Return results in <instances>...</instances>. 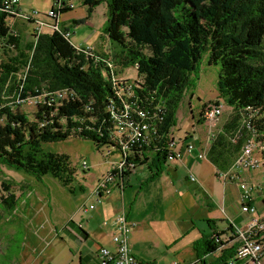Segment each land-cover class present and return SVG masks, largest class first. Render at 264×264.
Wrapping results in <instances>:
<instances>
[{
    "label": "trees",
    "instance_id": "1",
    "mask_svg": "<svg viewBox=\"0 0 264 264\" xmlns=\"http://www.w3.org/2000/svg\"><path fill=\"white\" fill-rule=\"evenodd\" d=\"M2 1L1 163L36 178L50 174L69 187L75 169L68 155L44 144L79 135L92 139L97 147L114 148L112 114L119 115L127 104L130 116L137 119L136 111L144 110L156 127V136L137 149L142 154L138 165L149 166L151 179L167 161L177 108L189 76L197 74L204 58L207 64L219 66L218 91L233 110L211 138L209 161L216 170H227L253 133L264 144V0H105L104 34L114 51L97 52L113 62L112 72L104 62L94 63L89 55L76 51L56 30L40 32L23 45L12 28L16 17ZM79 1L89 14L100 0ZM118 64L132 65L137 71L132 89L119 96L116 91L121 86L112 79V73L122 79ZM56 91H65L66 96L57 98ZM28 98L35 101L33 119L19 110ZM248 118L249 127L243 122ZM259 155L264 164V148ZM0 187L7 192L0 200L14 207L17 200L10 187L4 181ZM225 234L213 231L197 243L204 246V254L226 252L222 264L234 254L233 244L226 247ZM217 235L221 239L215 243Z\"/></svg>",
    "mask_w": 264,
    "mask_h": 264
},
{
    "label": "crops",
    "instance_id": "2",
    "mask_svg": "<svg viewBox=\"0 0 264 264\" xmlns=\"http://www.w3.org/2000/svg\"><path fill=\"white\" fill-rule=\"evenodd\" d=\"M76 7L61 14L62 27L70 29L72 23L90 26L85 6L78 9ZM16 19L18 18L14 20ZM12 28L21 36V29L14 25ZM75 43L92 45L104 55L114 51L105 34L103 37L100 36L96 43L85 40ZM202 118L200 110L194 126L191 125L189 131H182L174 126L172 133L181 143L180 157L166 161L162 165V171L151 179L153 171L146 163L140 164L145 165V174L139 175L135 171L123 189L126 217L138 223L129 237L138 264H171L173 261L182 264L193 262L199 257L203 258L200 264H222L221 258L226 252L222 253L218 249L213 253L204 254V246L197 243L206 239L213 231H226L230 220L241 225L248 218V214L240 209V191L237 183L219 178L215 166L207 158L211 134L221 129L223 121L214 125L205 119L201 120ZM187 141L194 144L189 153L183 151L182 142ZM199 152L204 153L205 157H198ZM146 155L149 157L148 152ZM145 161L147 162L148 158ZM190 172L196 176L195 181L189 179ZM246 175L251 178L252 174L246 172ZM22 181L24 180L21 179ZM10 191L18 202L25 200L24 185L12 183ZM6 194L7 192L0 191V196ZM102 200V203L93 210L95 215L90 219L93 224L84 225L83 229L87 231V235L84 236L82 230L77 227L75 211L62 217L63 213L56 207L54 216L48 219L45 217L46 223L49 219L54 222L52 229L55 230L56 237L51 240L55 250L45 254L43 259L41 257V261L35 256L36 264H99L98 247L109 245L108 238L111 232V224L103 225L102 222L110 221L120 207L116 190L104 196ZM261 202L262 195L255 194L250 203L261 211ZM80 217L83 221L82 215ZM57 224H60V229H57ZM52 229L49 228V232ZM6 237L13 239V232L6 233ZM4 244L6 246L3 247ZM4 244H0V264H22V261H25L28 253L26 249H19L13 253L10 250L13 241ZM230 245L231 243L226 247ZM224 259L227 260L228 257Z\"/></svg>",
    "mask_w": 264,
    "mask_h": 264
},
{
    "label": "rangeland",
    "instance_id": "3",
    "mask_svg": "<svg viewBox=\"0 0 264 264\" xmlns=\"http://www.w3.org/2000/svg\"><path fill=\"white\" fill-rule=\"evenodd\" d=\"M51 4L52 0H19L21 11L28 12L36 10L41 15L50 8ZM78 5L76 9L85 6L80 5V3ZM86 15L90 26L83 23H72L69 29L71 31L70 40L74 43L80 40L96 43L100 39V36H104L107 20V4L105 0H100L92 12L89 14L86 13ZM43 18L49 20L45 16ZM13 25L17 29H21L20 37L23 45H26L35 38L34 24L30 20L18 17V19L14 20ZM50 30L49 27L43 26L41 32ZM90 46L94 51H98L94 46ZM0 56L4 57V54L1 53ZM118 70L119 75L125 81L137 79L136 68L132 65L124 66L118 64ZM218 74L219 66L216 64H207L204 58L197 74L194 75L192 73L189 76V84L183 92L176 111V128H180L182 131H189L194 126L200 110L203 116L205 108L211 104H222L223 112L216 124L221 123L232 113V108L220 97L217 86ZM19 110L27 113L28 117L33 119L32 117L35 111L34 99L31 102L28 100L20 105ZM44 147L68 155L70 163L75 169L74 176L72 177L73 180L69 183V187L62 185L57 178L50 174L36 178L22 170H16L0 162V185L1 181H4L9 187L12 183H17L18 185H24L26 188L23 196L25 200L22 202L16 201L14 207H8L2 200L0 201V244L13 241V247L10 249L13 253L19 249H26L25 251L28 253L25 261H22V264H36L37 260L34 259L35 256L40 260L41 257L43 259L45 254L55 250V245L52 241L56 237L55 230L52 229L54 228V222L52 219H49L50 221L48 220L46 223L45 217L48 219L52 215L54 216L56 207H59L63 213L62 217L65 214L67 216L68 213L72 214L75 211V220L81 223L82 227L87 224H93L90 219L95 215V211L91 209L83 210L81 204L85 203L88 205L92 201L94 197L90 192L93 189L94 183L106 171L111 169V160L116 161L119 158L118 152L112 146L102 144L97 147L92 139L79 135H70L65 139L45 143ZM110 148H113L114 153L107 156L105 153ZM259 152L260 148L257 147L255 153L258 155ZM259 159H261L260 155ZM84 162H86L85 167H83ZM145 169V165H140L137 167L136 172L139 175H144ZM250 173L253 179L249 178V180L261 182L264 177V168L261 167ZM21 179L24 181L21 182ZM80 186L85 191H81L79 189ZM1 190L5 191L0 187ZM26 194L27 196L25 197ZM131 198L130 196V200H132ZM102 201L100 199L97 206ZM80 215H82L83 221ZM86 220L90 221L87 222ZM60 224H57V229H60ZM49 228L52 229L50 231L51 233L49 232ZM12 232L13 239H8L6 233L11 234ZM17 260L20 261L19 259Z\"/></svg>",
    "mask_w": 264,
    "mask_h": 264
},
{
    "label": "built area",
    "instance_id": "4",
    "mask_svg": "<svg viewBox=\"0 0 264 264\" xmlns=\"http://www.w3.org/2000/svg\"><path fill=\"white\" fill-rule=\"evenodd\" d=\"M3 5L16 18L23 17L30 20L34 24L35 35L41 32L43 26L49 27L51 30H56L62 33L64 38L70 40L71 31L68 28L62 27L60 24L61 14L65 9L71 10L79 4V0H52L50 8L41 15L38 11L32 10L28 12L21 11L19 0H3ZM42 16V17H39ZM47 17L49 20L43 18ZM47 21V22H46ZM71 41V40H70ZM72 43V42H71ZM78 52L89 55L94 63L104 62L110 72L114 70V64L110 59H104L97 51H94L90 45H81L72 43ZM112 79L115 84L121 87L116 91L118 96L124 91L128 92L132 89L135 82L125 81L123 78H118L113 75ZM56 97L62 98L66 96L65 91H56ZM33 98H28L27 101H32ZM113 103V100H110ZM113 107V106H112ZM128 105L124 104L121 113L116 114L113 118L116 122L112 131V140L115 142V150L119 154L116 161L111 160L112 167L106 171L93 185L91 195L94 197L92 201L86 205L82 203L83 210H94L97 203L104 196L109 195L113 190H116L119 195L120 207L110 221L104 220L103 225L111 224V232L108 238L109 245H100L97 250L99 264H138L135 255L133 254L130 244V233L138 225L134 220H129L126 217V211L123 200V189L128 184L132 174L141 160V151L137 149L143 145H147L152 137L156 136V127L147 117L144 110H137V119L128 113ZM222 104H211L207 106L203 112V117L210 124H216L219 117L222 115ZM254 112H251V115ZM243 122L249 127V118ZM212 132V131H210ZM212 137L214 133L211 134ZM180 141L173 133H170L167 141V161L174 160L181 156L182 150L177 148ZM183 151L191 152L194 148L192 142H182ZM261 148V143L257 140V134L253 133L251 137L243 144L240 152L236 156L230 168L227 170H216V175L222 180L234 181L240 189L239 202L242 212L248 214V218L243 224L239 225L232 220L229 221L226 230L224 241L234 245L233 256L226 261V264H264V177L261 182H254L246 175V172H252L263 167L260 164L259 154L255 153L256 148ZM136 152L133 153V149ZM114 153V150H107L106 155ZM198 157L203 158L205 154L198 153ZM86 162L83 163V167ZM189 179L196 180V176L190 172ZM255 194L262 195V210L258 211L257 206L250 202L254 199ZM81 208V206H80ZM77 227L82 230V235H87V231L83 229L81 223L77 222ZM221 235L214 237V242L218 243ZM200 259L186 264H199ZM147 264V263H144ZM171 264H180L173 261Z\"/></svg>",
    "mask_w": 264,
    "mask_h": 264
},
{
    "label": "bare ground",
    "instance_id": "5",
    "mask_svg": "<svg viewBox=\"0 0 264 264\" xmlns=\"http://www.w3.org/2000/svg\"><path fill=\"white\" fill-rule=\"evenodd\" d=\"M34 28V27H33ZM111 109V108H110ZM112 116H113V118H116V114H112ZM264 148V144L262 143L261 144V148H260V150L261 149H263ZM259 161H260V164H261V162H262V160L261 159H259ZM162 163V162H161ZM263 164V163H262Z\"/></svg>",
    "mask_w": 264,
    "mask_h": 264
}]
</instances>
